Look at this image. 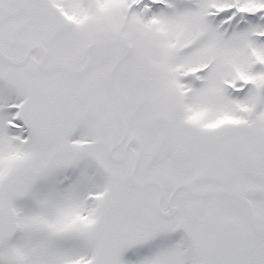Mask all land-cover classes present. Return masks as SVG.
<instances>
[{
  "label": "snow or ice",
  "instance_id": "6c2138e0",
  "mask_svg": "<svg viewBox=\"0 0 264 264\" xmlns=\"http://www.w3.org/2000/svg\"><path fill=\"white\" fill-rule=\"evenodd\" d=\"M0 264H264V0H0Z\"/></svg>",
  "mask_w": 264,
  "mask_h": 264
}]
</instances>
